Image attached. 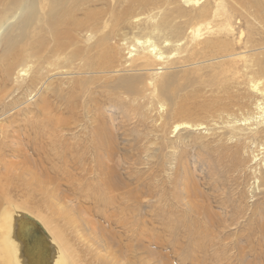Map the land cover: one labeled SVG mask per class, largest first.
Listing matches in <instances>:
<instances>
[{"label":"rangeland","instance_id":"rangeland-1","mask_svg":"<svg viewBox=\"0 0 264 264\" xmlns=\"http://www.w3.org/2000/svg\"><path fill=\"white\" fill-rule=\"evenodd\" d=\"M73 1L64 3L69 6ZM26 2L0 0V26L1 14L19 7L10 14L9 18L14 16L10 28L0 30V180L12 184L3 186L0 223L1 212L7 210L28 213L45 227L43 245L28 251L24 230L16 226L23 214L13 218L10 231L21 264H37L36 260L55 264L56 248H64L61 255L67 264H264V117L256 108L264 107V0L87 4L75 16H67L84 23L85 30L67 29L72 41L61 53L55 52L44 19L50 1ZM27 7L35 14L31 44L43 40L45 45H37L42 51L31 58L26 52L6 57L3 40L8 34L17 36L14 27ZM84 7H95L91 20L84 19L88 12ZM111 7L134 10L120 26V38L111 40L117 53L105 54L99 46L86 54L89 45L111 30L103 25ZM175 7L183 8V13ZM194 7H223L228 14L232 32L226 28L217 37L226 44L218 46L223 49L217 51L220 54L207 51L202 37L186 35L185 17H179L194 16ZM163 16L178 35L159 31L155 42L179 41L181 55L172 51L167 63L157 61L159 66L153 68L129 67L130 55L119 40L125 34L153 36L154 25ZM216 26L214 32L221 31L218 22ZM87 30H94L90 42ZM28 38L23 45L30 44ZM164 44L167 53L172 48ZM71 49L83 52L79 56L84 59L110 65V73H78L84 59L69 58ZM187 58L189 63L184 64ZM8 64L13 68L9 80L2 77ZM164 76L174 77L172 104L159 96L158 82ZM128 77L142 80L133 95L114 91V80ZM180 108L186 111L176 113ZM181 122L201 126L175 131ZM103 136L110 142L100 147ZM34 179L45 188L28 195L21 185ZM5 231L0 224V264H8ZM55 232L61 243L56 237L52 240Z\"/></svg>","mask_w":264,"mask_h":264},{"label":"bare ground","instance_id":"bare-ground-1","mask_svg":"<svg viewBox=\"0 0 264 264\" xmlns=\"http://www.w3.org/2000/svg\"><path fill=\"white\" fill-rule=\"evenodd\" d=\"M29 0H27L28 2ZM50 1V5L48 7V15L46 17H44L45 21L48 22L49 26H50V34H51V37L54 41V49L56 50L55 52H63L68 46L69 44L71 43V37L68 36V32H67V29H69L70 27L80 31V32H83V30H85L84 28V23H80L79 20L77 22H75L76 20H71L69 21L67 18V16L70 14L71 16H75V13L77 12V10L79 8H82L80 6H84V5H87V4H93V3H97V2H102V1H105V0H101V1H98V0H74L71 4H69V6H66L65 5V1L66 0H49ZM17 2V1H15ZM26 2V3H27ZM31 2V1H30ZM29 2V4H30ZM68 2V1H67ZM24 3V2H23ZM47 3V2H46ZM16 4V3H15ZM18 4V3H17ZM37 4V2H36ZM34 3V6L36 5ZM26 5V4H25ZM23 4V6H25ZM46 5V4H45ZM31 6V5H30ZM26 7V6H25ZM25 7H21V11H25ZM66 7V8H65ZM19 7H10V9H8V11H4L1 16H3V23H2V26H0V30L3 29V28H6V29H9L10 26H11V20L14 18V16H12V19L9 18L10 17V14L11 12H13L14 10H17ZM28 8V11H26L27 13H25L23 19H21L22 21L16 25L14 27V30L16 31V34L17 36L14 37L12 35H7V37L5 38V40H3V43H4V50H3V54L4 56L6 57H12V56H15V54L17 53H22V52H26L27 53V56L28 58H31L33 57L34 55L36 54H39V52H41V48L45 45V41L41 40V41H36L34 43L31 44V40H30V36L32 35L30 33V28L32 26V24H34L33 22V19H34V16L35 14L33 15L30 11H29V7ZM85 9L88 10L87 13L84 14V19H88V20H91V17L93 16V11L92 9L95 8V7H84ZM92 8V9H91ZM107 8V7H105ZM111 11L110 13L108 14V21L107 19L103 22V25H105V27L110 26L111 30H108V32H105L103 33L101 36V38H98L96 40V44L95 45H87L88 47L86 48L85 50V53L91 55L90 53L93 52L97 47L101 46V48H103V52L106 53H109V52H112L113 54H116L117 51L111 47V40L114 39L116 36H118V32L120 30V26H124L125 25V19H127L130 15L133 14L132 11L133 10V7H111ZM141 9H144L146 7H139ZM150 8V7H149ZM168 8V7H167ZM178 8V13L180 11L181 14L183 13V8H180V7H175V9ZM185 8V7H184ZM187 8V7H186ZM196 8L194 11L196 14H194V16H188L187 13H185L184 15L180 16L179 19L182 20L183 17H185V21L186 23L184 22V25H186L187 29L189 30L188 31V34L186 35H189V37H199V38H203L204 41L202 43V45L204 44L205 47H207V51L211 52H217L220 50V52L223 50L221 48H224L226 46V44L221 41L220 39H218L217 37L219 36H223V32L226 31V28L228 29V32L230 31L229 30V16L228 14L224 11V8L223 7H194ZM35 9V7H33V10ZM45 9V7H44ZM91 9V11L89 10ZM109 9V8H108ZM154 9V8H153ZM170 9V7H169ZM189 9V7H188ZM214 9V10H213ZM171 10V9H170ZM47 11V9H46ZM154 11V10H153ZM176 11V10H175ZM37 12H39V10H37ZM71 12V13H70ZM105 12V11H104ZM169 12V11H168ZM21 13V12H20ZM34 13V12H33ZM40 13V12H39ZM172 13V12H171ZM105 14V13H104ZM38 15V14H37ZM69 15V16H70ZM96 15V14H95ZM99 15V14H98ZM103 15V14H102ZM107 15V14H106ZM177 15V14H176ZM160 16V15H159ZM94 17V16H93ZM99 17V16H98ZM127 17V18H126ZM168 18V16H166ZM165 16L161 17L158 21H156V24L154 25L156 27V30L153 32V36H148L146 38H143V39H140V38H129L128 34H125L121 37V39L119 40L120 43L119 45L120 46H125L126 50H127V55H130L129 58H127L130 62V64H128L129 67H132L134 66L135 64V67L137 68H142V69H147V68H150L152 66H159L157 64V61H161V62H164V63H167V61L170 59V56L173 54V52H175V54L177 53V55H181L180 54V51L181 49H179L180 47V43L179 41H171V40H164L162 43H159V42H155V37L158 36L157 34H159V31L160 32H168V33H172V34H175V35H178V30L175 29H171L168 24H167V19H166ZM175 17V16H174ZM172 17V18H174ZM38 18V17H37ZM80 18V17H79ZM82 18V17H81ZM107 18V17H106ZM132 18V17H131ZM170 18H171V15H170ZM177 18V17H176ZM175 18V19H176ZM132 20V19H131ZM16 21V20H15ZM39 21V20H38ZM176 22V20H173ZM8 22H10L8 24ZM85 22V21H84ZM138 21L136 19V22H133L134 24H136ZM153 22V20H152ZM219 23V26L221 28V31H216V23ZM127 23V22H126ZM171 24V23H170ZM181 24V23H180ZM180 24H179V27H180ZM37 25V24H36ZM42 25V23H41ZM130 25V24H128ZM183 25V24H181ZM39 26V25H38ZM97 27V26H95ZM178 27V28H179ZM98 28V27H97ZM125 28V27H124ZM127 28V27H126ZM172 28H173V25H172ZM182 29V27H180ZM184 28V27H183ZM44 29V28H43ZM185 30V29H184ZM97 33L98 30H96ZM121 31V30H120ZM129 31V29H128ZM172 31V32H171ZM9 32V31H8ZM47 32V31H46ZM94 30H87L86 31V34H87V42H90L91 39H93V35H94ZM130 32V31H129ZM157 32V33H156ZM227 32V33H228ZM232 32V31H231ZM229 32V33H231ZM1 33V32H0ZM142 33V32H141ZM181 33V32H180ZM228 33V34H229ZM83 34V33H82ZM101 34V33H100ZM3 35V34H2ZM49 35V34H48ZM72 35V34H71ZM122 35V34H121ZM182 35V34H181ZM82 36V35H80ZM208 36V38H206ZM2 37V36H1ZM29 37V38H28ZM33 37V35H32ZM45 37V36H44ZM49 37V36H48ZM61 37H64L61 38ZM86 37V36H85ZM225 37V36H224ZM27 38L30 40V44L26 43V46L25 44L23 45V41L27 40ZM119 38H120V35H119ZM159 38V37H158ZM47 39V38H46ZM77 38L75 37L74 40H76ZM183 39V38H182ZM78 40V39H77ZM82 40V39H81ZM190 40V39H189ZM198 40V39H197ZM195 39V41H197ZM200 40V39H199ZM33 41H35V39H33ZM51 41V40H50ZM83 41V40H82ZM191 41H194L192 38H191ZM74 44L76 43L75 41H73ZM95 42V40H94ZM79 43V42H78ZM166 43V47L168 46V44H170L169 46H171L170 48L172 49H168L167 53H166V50L163 48V44ZM187 43V42H186ZM28 44V45H27ZM41 44V48L40 47H37V45H40ZM83 44V43H82ZM89 44V43H88ZM183 44V43H182ZM185 44V43H184ZM49 45V44H48ZM165 45V44H164ZM200 45V46H202ZM222 45V46H220ZM184 46V45H183ZM195 46V44H194ZM221 47L220 49L218 48ZM76 47V46H75ZM40 48V49H39ZM72 48V47H71ZM80 48V46H79ZM120 48V47H119ZM186 47H184L183 49H185ZM198 48V47H196ZM227 48V47H226ZM100 49V48H99ZM203 49V48H202ZM41 50V51H39ZM73 50V49H71ZM71 50H68V51H71ZM81 50V49H80ZM121 50V48H120ZM193 50V49H192ZM201 50V49H200ZM205 50V49H204ZM74 51V50H73ZM102 52V50H100ZM173 51V52H172ZM229 51V50H228ZM100 52V53H101ZM223 52H226L223 51ZM56 53V54H58ZM83 53V52H81ZM78 50H75L73 53L70 54L69 58H72L74 59L76 56L78 57L79 55H82ZM172 53V54H170ZM189 53V52H188ZM219 53V52H217ZM216 53V55H217ZM229 53V52H228ZM96 53H94L95 55ZM183 54V53H182ZM186 54V53H185ZM215 54V53H214ZM220 54V53H219ZM61 55V54H60ZM188 54H186V56H184L185 58L187 57ZM189 55H192V54H189ZM225 55V54H224ZM228 55V54H227ZM26 56V54H25ZM50 56V55H49ZM196 56V55H195ZM193 56V57H195ZM222 56V55H221ZM57 57V56H56ZM60 57V56H59ZM80 57V56H79ZM87 57V56H86ZM120 57V56H119ZM174 57V56H173ZM189 57V56H188ZM198 57V56H197ZM216 57H219L218 55L215 56ZM51 58V57H49ZM58 58V57H57ZM83 58L82 56L80 57V59ZM106 58V57H105ZM126 58V57H125ZM230 58V57H229ZM84 59V58H83ZM91 58H85L84 60H82V64L80 65L79 63V67L76 69L78 73H92V74H108L110 73L109 72V69H111V66L110 65H106V63H104L103 61L101 63H95L93 61H90ZM93 59V58H92ZM184 59V58H183ZM192 59V58H191ZM196 59V58H194ZM193 59V60H194ZM209 59V58H208ZM26 60V59H25ZM97 60V58H96ZM233 60V59H232ZM66 61V60H64ZM63 61V62H64ZM71 61V60H70ZM81 61V60H80ZM192 61V60H191ZM196 61V60H195ZM221 61V60H220ZM219 61V62H220ZM230 61V60H229ZM17 62V60H16ZM20 62V61H19ZM45 62V61H44ZM73 62V61H72ZM194 62V61H193ZM197 62V61H196ZM213 62V61H212ZM218 62V64L220 65V63ZM222 62V61H221ZM232 62V61H231ZM184 64L186 63H189V59L187 58L186 61L183 62ZM229 63V62H227ZM21 64V63H20ZM34 64V63H32ZM44 64H47L44 63ZM51 63H49L50 65ZM65 64V62H64ZM70 64V63H69ZM160 64V63H159ZM163 65V63H161ZM217 64V62H216ZM217 64V65H218ZM222 64V63H221ZM232 64V63H230ZM13 65V63H12ZM12 65L8 64L7 66V69H3L2 71V77L3 79H8L9 76L11 75V72L13 71V68H12ZM25 65V64H24ZM117 65V64H116ZM115 65V66H116ZM127 65V64H126ZM225 65V64H224ZM40 66V65H39ZM43 66V65H42ZM51 66V65H50ZM65 66V65H64ZM77 66V65H76ZM123 66V65H122ZM161 66V65H160ZM38 68V67H37ZM62 68V67H60ZM64 68V67H63ZM153 68V67H152ZM156 68V67H155ZM154 70H160V69H155ZM221 69V67H219ZM46 69V68H45ZM56 69V68H55ZM57 69H59L57 67ZM53 71V69H51ZM50 71V70H49ZM132 71V70H131ZM153 71V70H152ZM23 73L24 71H18V73ZM130 72V70H129ZM146 72V71H145ZM38 73V71L36 72ZM48 73V72H46ZM147 73V72H146ZM25 74V73H24ZM18 75V74H17ZM146 75V74H145ZM148 75V74H147ZM155 75V73L153 72L152 74H149L146 78V82L147 84H145L144 86H148V80L152 78V76ZM89 76V75H88ZM157 76V75H156ZM39 77V76H38ZM9 80V79H8ZM140 77H128V78H121V79H117V80H114V84H113V89L114 91H121L123 93H126V94H130V95H133L132 92L133 90L135 89V85L137 84V82L139 83L140 82ZM160 80V79H159ZM174 80V77H169V76H164L163 78H161V80L158 82V89H159V96L160 97H163L164 101L172 104L174 102V94L173 92L170 90V87L172 86V82ZM38 81V80H37ZM44 81V80H43ZM42 81V82H43ZM142 81V80H141ZM150 81V80H149ZM36 82V81H35ZM41 82V83H42ZM152 82V81H151ZM33 84V83H32ZM151 84V83H150ZM149 84V85H150ZM140 85V84H139ZM142 85V84H141ZM156 85V84H155ZM256 85H253V87L255 88ZM43 88V87H42ZM47 88V87H46ZM155 88V87H154ZM153 88V89H154ZM39 89V88H38ZM139 89V88H138ZM257 89V87H256ZM39 92V91H38ZM118 92V93H119ZM136 92V91H135ZM134 93V92H133ZM139 93V92H138ZM125 95V94H124ZM146 97V96H145ZM161 99V98H160ZM162 100V99H161ZM178 104V103H177ZM176 105V103H175ZM172 106V105H171ZM258 107L257 110L259 111V116L260 118H263L264 117V107H260V105H257ZM181 111L178 109L177 111H175L176 113L179 111L180 113L183 114L184 111L186 110H182V108H180ZM188 112V111H187ZM179 113V115H180ZM123 114V113H122ZM178 115V114H177ZM183 115H181L182 117ZM185 116V114H184ZM62 120V119H61ZM103 121V120H102ZM97 123H98V120H97ZM104 123V122H103ZM57 124V123H56ZM59 124V123H58ZM201 126V124H191V123H187V122H181L177 125L174 126V130L176 131L177 129H180V128H197ZM61 127V126H60ZM200 128V127H199ZM60 129V128H59ZM107 133H109L107 130L103 131V134L107 135ZM260 136V135H259ZM99 137V135H98ZM257 137V136H256ZM98 139V138H97ZM105 139V141H104ZM101 141H104V142H101L98 144V146L102 147V146H108L109 145V140L108 138H105V136L101 137L100 139ZM1 146V145H0ZM31 170V169H30ZM32 171V170H31ZM31 173V172H30ZM25 174V173H24ZM34 174V173H32ZM26 175H27V172H26ZM30 178V177H29ZM37 178V177H36ZM35 178V179H36ZM35 179L31 182V183H27L25 181V184L22 186L21 185V189L23 191H26V193L29 195L31 194L32 192H35L37 190H42V187L45 188V186H42L38 181L35 182ZM4 181L0 180V196H2L3 194V191H4V187L3 186H7V185H12L9 181V179H3ZM38 180V179H37ZM42 180V179H40ZM29 182V180H28ZM34 182V183H33ZM33 185L34 186V190L33 191H30V185ZM2 210V209H1ZM9 210V209H8ZM17 210V209H16ZM2 216H1V226H2V229H5L6 231L2 234H5L7 235V237H2V241L4 242V246H5V251L7 253V262L8 264H21L20 262V257L18 255V251H17V247L16 245L14 244V242L12 241V236H11V224L13 222V218L15 216H20V215H25L24 213L22 212H7V210H3L1 212ZM27 215L34 219L36 222H38L39 224H41L40 226L42 227L43 230H45V227L42 225V223L40 221H38L36 218H34L32 215H29L27 213ZM60 230V229H59ZM56 231V230H54ZM58 232V231H57ZM57 232H55L53 234V237L55 241V239L57 238L58 241H62V239L60 238L59 234H57ZM52 237V236H51ZM52 237V238H53ZM56 237V238H55ZM51 240V239H50ZM57 241V242H58ZM59 241V242H60ZM51 243L55 246V243H53L51 241ZM61 243V242H60ZM56 247V246H55ZM60 247H65V244H62V246L60 245ZM63 249L64 248H56L57 250V253H58V260L55 261V264H67V260L66 258L61 255L63 252ZM57 259V258H56ZM106 264V263H105Z\"/></svg>","mask_w":264,"mask_h":264},{"label":"water","instance_id":"water-1","mask_svg":"<svg viewBox=\"0 0 264 264\" xmlns=\"http://www.w3.org/2000/svg\"><path fill=\"white\" fill-rule=\"evenodd\" d=\"M22 217L23 218L20 219V221L16 222V226L19 228L21 227L22 230H24V237H25L24 240H25L26 246H27L26 249L28 251H30L31 249H33V250L40 249L41 245H43L42 236H41L42 234H44L43 229L41 228V226L38 222L34 221L32 218L28 217L27 215H23ZM29 222H32L34 224V226L32 224H30ZM36 263L39 264L40 263L39 260H36ZM43 263H44V261H43Z\"/></svg>","mask_w":264,"mask_h":264}]
</instances>
